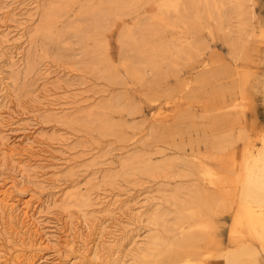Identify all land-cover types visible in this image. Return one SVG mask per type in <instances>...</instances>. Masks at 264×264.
I'll use <instances>...</instances> for the list:
<instances>
[{
    "label": "rangeland",
    "instance_id": "rangeland-1",
    "mask_svg": "<svg viewBox=\"0 0 264 264\" xmlns=\"http://www.w3.org/2000/svg\"><path fill=\"white\" fill-rule=\"evenodd\" d=\"M231 1L0 0V136L17 144L0 157V199L10 206L0 209V249L9 264H129L159 247L160 232L171 234L190 197L228 195L239 130L253 141L264 131L255 87L247 102L238 94L212 110L211 97L235 77L218 74L219 65L264 72V0H240V14ZM241 32L252 62L230 49ZM128 35L148 53L177 40L184 58L172 51L144 63L122 43ZM90 55L95 69L86 67ZM95 111L107 131L93 127ZM226 132L231 145L210 146ZM88 193L89 206L72 203ZM211 222L222 248L246 237L231 211ZM200 264L224 262L209 249Z\"/></svg>",
    "mask_w": 264,
    "mask_h": 264
},
{
    "label": "bare ground",
    "instance_id": "bare-ground-1",
    "mask_svg": "<svg viewBox=\"0 0 264 264\" xmlns=\"http://www.w3.org/2000/svg\"><path fill=\"white\" fill-rule=\"evenodd\" d=\"M231 5L233 6L236 14H240L243 11L242 1L233 0L231 1ZM245 34L246 33L241 32L239 36L229 43V46L232 53L235 52L236 59L252 62L255 58L253 56V48L248 43V37H244L248 36ZM7 35L8 33L5 36ZM260 39H262V37ZM4 41H9V39L6 37ZM128 41L133 43V45H131V49L129 50L132 51L133 54H137L141 58L140 60L144 63L152 62L154 60L159 62L164 59L167 52L170 53L172 51V57L178 58L181 54L179 59L181 57L184 58V56H182L184 47L177 40H172L173 45L171 46H167L165 48L157 47L150 53H148L147 49L145 51L140 48V44L134 36L128 35V37L122 39V43ZM95 64L96 58L93 55H90L86 62V67L89 69H95L96 65H98ZM171 64L172 62L168 65ZM132 69L136 72L134 65ZM172 69L173 68H171V70ZM99 70L98 72L100 73ZM112 71L114 70L112 69ZM89 72H92V70ZM217 72L220 75L227 76L233 74L235 77H231L228 84L225 85V88H221V90L215 92L211 97V106L214 113H218L220 110L229 107V103L233 104L237 102L238 98L236 99V97L238 94H240L239 97L242 98L241 100L244 99V101L247 102V99H245L248 97L247 89L255 87L261 91L262 94H264V72L261 74L255 73V71H251L250 66H247L245 67V72L241 74L237 68L233 69L224 63L219 65V70ZM106 108L107 107L105 106V109ZM101 112L99 113L98 111H95V114H99L94 116L99 126H96V124L92 122L91 123L93 124V127H96V129L101 127L103 131H107V118L106 116H100ZM91 115H93V111ZM77 121H79V119ZM85 122L88 121L85 120ZM237 122L238 121H234V124ZM249 133L247 130L245 131L243 129L238 132V140L242 141L243 148L241 154H239L240 160L239 163L237 162L236 174L232 176L230 180L232 188H230L231 191L228 192V195L218 192L210 194L201 193L200 195L190 197L186 202L187 207L178 210L172 224L168 226V231H170L171 234L164 235L160 232L162 242L159 247L152 248L151 250L145 249L142 255L135 258L134 261L129 264H200L205 253L207 254L209 249H212L217 256H220L223 259L224 264H264V131L260 132L259 138L256 136L258 139L255 137L258 140H256L257 142L252 140ZM225 135V138H218L216 135L211 136V141H209L210 146L225 149L227 146L231 145L232 139H230V133L226 132ZM16 145L17 144L13 147L14 144L13 146L9 144L7 137L4 135L0 136V157H2L3 161L7 155H9L8 152H11L10 155L14 154L13 152L16 150ZM26 146L28 149L32 148L30 144ZM90 196L91 194L89 193L88 196H74L72 203L79 205V207L89 206L91 200ZM117 202L118 200L114 199L109 205H107L108 208L111 207L110 209H107L109 210L107 211V215L112 212L111 209L118 207ZM8 206L9 205L6 203L5 199H2L1 197L0 209H6ZM13 207L14 206H12V208ZM228 211H231L233 225L241 228L246 237L233 241L227 248H222L221 244L210 232L212 228L211 219L215 215ZM96 221L100 222L99 227L102 226L101 221H98V219H96ZM88 222L92 224L93 219ZM163 223L165 222H162L161 224ZM32 224H34V221ZM163 227L167 228L166 226ZM99 230L100 232H104L105 227L102 226ZM17 260L18 259H16L12 264H17ZM0 264H9L5 253H3L1 249Z\"/></svg>",
    "mask_w": 264,
    "mask_h": 264
}]
</instances>
